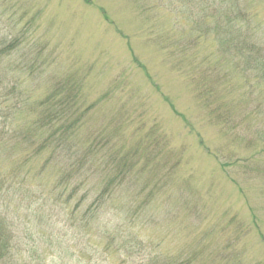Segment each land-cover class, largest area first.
<instances>
[{
  "label": "rangeland",
  "instance_id": "obj_1",
  "mask_svg": "<svg viewBox=\"0 0 264 264\" xmlns=\"http://www.w3.org/2000/svg\"><path fill=\"white\" fill-rule=\"evenodd\" d=\"M240 3L227 46L222 0H0V264H264V0ZM59 83L76 155L95 139L62 186L18 133Z\"/></svg>",
  "mask_w": 264,
  "mask_h": 264
},
{
  "label": "trees",
  "instance_id": "obj_2",
  "mask_svg": "<svg viewBox=\"0 0 264 264\" xmlns=\"http://www.w3.org/2000/svg\"><path fill=\"white\" fill-rule=\"evenodd\" d=\"M222 1L223 3H226V5L222 6V8L217 7L216 13L219 14L218 19H220V22H223L221 27L224 29V31L222 34H218L217 39L220 44L227 43L228 46V43L233 36H239V39L243 32H239L238 30L229 33L227 32V29L233 28V21H235V19L248 21L249 12L246 11L247 6H244L240 3L241 0ZM222 15L223 17H221ZM196 23L197 26L203 30L201 27L202 23H199V21ZM217 30L220 31L221 28H217ZM231 35L232 37H230ZM17 41L14 39L5 45L3 50L0 51V56L7 55L10 50L15 48L16 44H18L16 43ZM247 44L249 43L241 42L239 43V46L242 47L246 46ZM256 44L257 43L252 41V44L249 46V48L252 49ZM225 50L227 51V49ZM258 54L248 56L243 55L247 60L246 61L244 59L246 65L249 67L255 66L260 68V66H262L260 61L261 56ZM71 93V89L66 84L59 83L56 85V87L54 86V89H52L51 92L44 98V100L39 103L38 107H40L41 110L33 121L31 129L25 132H18L25 140L28 139V143H31V146L33 147V150L30 151L27 158L30 156L36 157L42 153L47 154L41 166L42 170L45 169L50 161H53L55 158L66 157V162L62 163L64 169L60 171V175L62 176L58 178L57 186L67 185L70 181L69 177H73V174H80V172L86 174V165L89 163V155L93 152V143H95V139L92 140L94 141L93 143H87L84 147V151L79 155H76L74 152V147L71 140L76 133V125L78 124L79 119L77 116H75L77 112L75 107V99ZM1 131L3 134L12 133L11 131L6 130L5 127H3ZM15 131L16 130L13 131V134ZM100 140L101 139L98 141L100 142ZM123 168L124 165L121 166L120 163H117L115 175H111L105 184L98 190L94 198V202H96V208L97 205L104 200V196L108 187L110 185H118L121 183L122 179H124L125 175H120ZM78 177L80 178L78 179L77 175L75 177L78 180L77 185L83 186L85 183H87V175H78ZM91 209L93 208H89L87 212H91ZM92 212L94 213L95 209ZM109 238L113 239L110 236ZM139 246L140 245L136 243L127 244L125 242H121L118 243L117 249L123 250L125 256H132V250L136 251V248ZM106 247H114L112 240L108 239ZM3 248H5V251L2 257H5L10 253V247L7 245L6 241H3L2 233H0V251H2ZM127 250H131L129 251L130 255L127 254ZM151 261V259H138L134 264H151ZM124 263L125 261L122 260L115 264ZM180 264H186V261L183 260Z\"/></svg>",
  "mask_w": 264,
  "mask_h": 264
}]
</instances>
